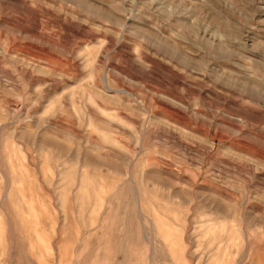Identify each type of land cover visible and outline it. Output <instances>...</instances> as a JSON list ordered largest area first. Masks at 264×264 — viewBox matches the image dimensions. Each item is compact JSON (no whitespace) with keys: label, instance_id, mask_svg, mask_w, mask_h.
<instances>
[{"label":"rangeland","instance_id":"obj_1","mask_svg":"<svg viewBox=\"0 0 264 264\" xmlns=\"http://www.w3.org/2000/svg\"><path fill=\"white\" fill-rule=\"evenodd\" d=\"M0 264H264V0H0Z\"/></svg>","mask_w":264,"mask_h":264}]
</instances>
